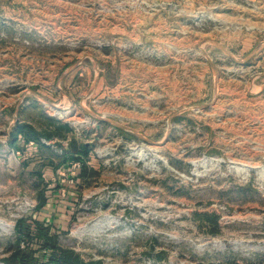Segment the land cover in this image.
Returning a JSON list of instances; mask_svg holds the SVG:
<instances>
[{
	"label": "rangeland",
	"instance_id": "rangeland-1",
	"mask_svg": "<svg viewBox=\"0 0 264 264\" xmlns=\"http://www.w3.org/2000/svg\"><path fill=\"white\" fill-rule=\"evenodd\" d=\"M35 220L79 264H264V0H0V264H56Z\"/></svg>",
	"mask_w": 264,
	"mask_h": 264
},
{
	"label": "trees",
	"instance_id": "trees-1",
	"mask_svg": "<svg viewBox=\"0 0 264 264\" xmlns=\"http://www.w3.org/2000/svg\"><path fill=\"white\" fill-rule=\"evenodd\" d=\"M20 132L26 136L25 139H30V137L35 136L34 133L32 135L28 134L23 128H21ZM18 140L19 135H16L15 139L12 141V144L16 145ZM34 222L37 224L39 229L37 235L41 239V249H46L47 255H50V262H54L56 264H79L84 262L82 258H80L78 254H74V251L71 249L62 248L57 245L55 236L52 234L51 228L48 225H44V223L39 220H35ZM28 231H30L27 232V235L30 239L33 236V231L30 229ZM19 254L20 251H15L14 257H18ZM29 257L30 253L24 254L20 264H29L27 260Z\"/></svg>",
	"mask_w": 264,
	"mask_h": 264
},
{
	"label": "crops",
	"instance_id": "crops-1",
	"mask_svg": "<svg viewBox=\"0 0 264 264\" xmlns=\"http://www.w3.org/2000/svg\"><path fill=\"white\" fill-rule=\"evenodd\" d=\"M76 138V137H75ZM72 145H76V146H74V147H76V151H81V152H83L85 149H86V146H84L83 144H80L79 142H74V144H73V142H72ZM73 154V153H72ZM75 155V154H74ZM75 156H77V155H75ZM81 188V187H80ZM78 195V194H76V193H74L72 190H71V192H70V197L73 199V198H75L76 196H74V195ZM47 198L46 199H44V201H43V203H42V205H41V208H43L45 205H46V203H47ZM45 204V205H44ZM46 207H49V206H47L46 205Z\"/></svg>",
	"mask_w": 264,
	"mask_h": 264
},
{
	"label": "built area",
	"instance_id": "built-area-1",
	"mask_svg": "<svg viewBox=\"0 0 264 264\" xmlns=\"http://www.w3.org/2000/svg\"><path fill=\"white\" fill-rule=\"evenodd\" d=\"M72 166H73V167L69 169V170L71 171L70 174H71V176H72V178H73L71 181H73L75 175L78 174L77 171L79 170L78 167L81 166V162H80V161H76V162L73 163ZM64 190H66V188H64Z\"/></svg>",
	"mask_w": 264,
	"mask_h": 264
}]
</instances>
